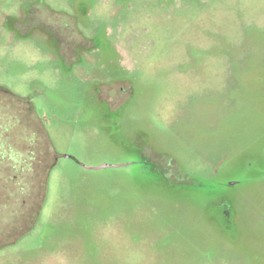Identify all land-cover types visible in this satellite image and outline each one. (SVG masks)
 I'll return each instance as SVG.
<instances>
[{
	"label": "rangeland",
	"instance_id": "obj_1",
	"mask_svg": "<svg viewBox=\"0 0 264 264\" xmlns=\"http://www.w3.org/2000/svg\"><path fill=\"white\" fill-rule=\"evenodd\" d=\"M0 89L57 157L0 264H264V0H0Z\"/></svg>",
	"mask_w": 264,
	"mask_h": 264
},
{
	"label": "trees",
	"instance_id": "obj_2",
	"mask_svg": "<svg viewBox=\"0 0 264 264\" xmlns=\"http://www.w3.org/2000/svg\"><path fill=\"white\" fill-rule=\"evenodd\" d=\"M0 92L4 93L0 99L3 100V107L13 109V105H9L11 101L20 106L19 112L21 111L20 115L19 112L10 115L5 114L7 111L4 113L3 107L1 108L5 122L8 123L14 118L13 135L21 143L18 147L16 140L12 141L6 132L2 133L4 137L0 144V151L3 153V158L0 157V238L4 240L0 242V248H3L28 234L37 224L46 199L48 176L57 157L47 131L37 123L35 108L7 91L0 89ZM4 100H10L8 105ZM23 103L26 104V111L21 110ZM23 113L29 115L28 118L25 119ZM6 129L11 133L13 127Z\"/></svg>",
	"mask_w": 264,
	"mask_h": 264
}]
</instances>
